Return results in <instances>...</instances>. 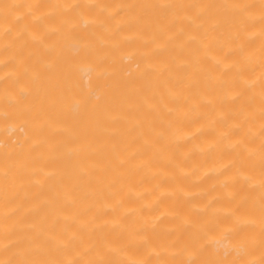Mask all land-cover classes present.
<instances>
[{
  "label": "bare ground",
  "instance_id": "bare-ground-1",
  "mask_svg": "<svg viewBox=\"0 0 264 264\" xmlns=\"http://www.w3.org/2000/svg\"><path fill=\"white\" fill-rule=\"evenodd\" d=\"M0 264H264V0H0Z\"/></svg>",
  "mask_w": 264,
  "mask_h": 264
}]
</instances>
